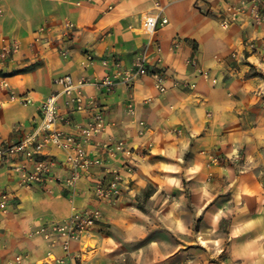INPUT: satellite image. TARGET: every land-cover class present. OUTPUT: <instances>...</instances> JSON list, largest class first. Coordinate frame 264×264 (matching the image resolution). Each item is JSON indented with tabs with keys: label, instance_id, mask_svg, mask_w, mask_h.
Masks as SVG:
<instances>
[{
	"label": "crops",
	"instance_id": "1",
	"mask_svg": "<svg viewBox=\"0 0 264 264\" xmlns=\"http://www.w3.org/2000/svg\"><path fill=\"white\" fill-rule=\"evenodd\" d=\"M233 1L0 0V45L22 42L0 71V141L17 142L33 128L42 101L61 89L54 80L66 74L88 80L85 96L99 101L107 123L88 146L102 162L74 189L55 181L24 188L12 161L0 163V186L11 195L0 209V264H59L46 257L62 258V247L36 231L67 219L73 208H98L102 217L71 242L63 264H264V26L245 17L223 28ZM157 15L169 22L156 31L143 25ZM67 20L77 24L70 35ZM41 28L52 43L32 46ZM88 54L95 55L92 62ZM111 56L122 74L106 88L102 79L117 74L102 63ZM143 56L150 70L162 58L169 70L166 91L151 75L125 81ZM12 94L29 102L12 100ZM58 107L71 118L69 124L57 121L59 129L74 133L88 121L65 94ZM111 141H124L132 153L107 152L102 144ZM45 154L56 162L53 175L69 174L63 151L48 147ZM113 171L124 178V194L110 203L94 188ZM156 231L176 238L190 231L200 252L177 241L169 250Z\"/></svg>",
	"mask_w": 264,
	"mask_h": 264
},
{
	"label": "built area",
	"instance_id": "2",
	"mask_svg": "<svg viewBox=\"0 0 264 264\" xmlns=\"http://www.w3.org/2000/svg\"><path fill=\"white\" fill-rule=\"evenodd\" d=\"M97 0H86L87 3H95ZM79 3V1H77ZM113 3L109 8L113 7ZM2 10L0 9V13ZM248 17L252 20L254 26H264V0H234L231 4L230 14L221 21V26L225 29L229 28L230 24L237 22L240 18ZM169 22L165 16H155L154 18L145 17L143 25L150 28L152 31L160 29ZM77 28L75 22L67 20L64 26L66 35H70ZM45 28L33 38L32 46L40 44L49 45L52 40L42 34ZM179 41L175 43L178 46ZM252 50H258L257 42L249 43ZM22 49V42L15 39H8L0 45V71L3 72L6 63L13 61L16 55ZM63 56L67 55V50L61 51ZM95 59L94 54H88V61L92 62ZM102 63L105 67H114L116 75H107L100 82L106 88L115 84L120 72V61L115 56L103 59ZM192 64V61H188ZM135 70L127 69L125 76L126 82H131L138 76L151 75L156 79L157 87L160 91H166L164 81L168 74L167 67L163 64L162 58H158L155 70H150L145 56L140 57L135 61ZM209 76V72L202 73ZM215 81V79H214ZM88 80L84 77H73L71 74L59 76L54 80V84L61 87L60 91L47 96L40 106L39 117L34 120L33 128L25 132L24 136L17 142L0 141V163H9L12 161V169L22 177V186L24 188H35L43 186L44 183L55 181L59 184L63 183L67 187L74 189L78 180L88 176L91 168L95 164L102 162L101 158L92 157V152L88 150V146L97 143V139L105 131L107 123L105 113L96 99H88L85 96L83 88L87 85ZM8 82L3 81L2 87L7 88ZM61 94L69 97L74 111L84 112L87 114L88 121L85 124L77 125V131L69 133L63 129L56 127L55 123L59 120L69 124L71 118L69 116L62 117L58 100ZM12 100L22 103L29 102V99L22 98L16 94L11 95ZM130 108L132 105L129 104ZM144 125V123H142ZM17 128L21 129L20 126ZM48 147H54L57 150L64 152V163L70 169L69 174L64 178H57L53 175V167L55 161L45 154ZM102 148L111 153L115 148L123 153H132L133 148L128 146L124 141H117L102 144ZM126 172L133 171V163L127 162L124 166ZM112 178L108 181H98L95 185L94 192L97 196L110 203L119 200L123 192L124 178L119 171L111 173ZM57 179V180H56ZM11 200L10 192L0 186V209H6ZM70 217L62 221H49L41 225L36 231L38 235L47 239L51 245H60L64 250L62 258H57L52 252H49L46 260L63 264L65 257L71 254V242L80 239V236L89 233L102 217L100 209H75ZM3 246L0 245V251ZM16 259L19 261L20 257Z\"/></svg>",
	"mask_w": 264,
	"mask_h": 264
},
{
	"label": "rangeland",
	"instance_id": "3",
	"mask_svg": "<svg viewBox=\"0 0 264 264\" xmlns=\"http://www.w3.org/2000/svg\"><path fill=\"white\" fill-rule=\"evenodd\" d=\"M262 177L264 178V175H262ZM223 227H225V225H223ZM155 236L161 237L162 239H165V237H166L167 238L166 241L164 240L163 242H165L167 244L169 250H171L173 247L176 246V241H177V242H181L182 244L184 243L187 247L188 246L189 247H195L196 250L199 251V245H197L196 243H193L190 231L183 233V238H182V235L180 236L181 238H176L175 234L170 235L169 233L167 236H164L163 233L160 234L158 231L155 232ZM201 243H203V242H201ZM200 245H202V244H200ZM205 245H207V244H205ZM153 246H154V248H157V249L160 248V246L155 245V244ZM204 248L206 250H208L207 246H204ZM156 256H157V258L160 257L159 255H154V259L156 258Z\"/></svg>",
	"mask_w": 264,
	"mask_h": 264
}]
</instances>
